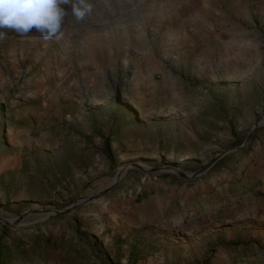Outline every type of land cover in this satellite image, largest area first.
I'll return each mask as SVG.
<instances>
[{"label": "rangeland", "instance_id": "obj_1", "mask_svg": "<svg viewBox=\"0 0 264 264\" xmlns=\"http://www.w3.org/2000/svg\"><path fill=\"white\" fill-rule=\"evenodd\" d=\"M89 3L0 40L3 264H264V0Z\"/></svg>", "mask_w": 264, "mask_h": 264}, {"label": "clouds", "instance_id": "obj_2", "mask_svg": "<svg viewBox=\"0 0 264 264\" xmlns=\"http://www.w3.org/2000/svg\"><path fill=\"white\" fill-rule=\"evenodd\" d=\"M69 8L76 21L92 11L89 0H0V40L7 31L22 37L35 31L43 41L59 39Z\"/></svg>", "mask_w": 264, "mask_h": 264}, {"label": "water", "instance_id": "obj_3", "mask_svg": "<svg viewBox=\"0 0 264 264\" xmlns=\"http://www.w3.org/2000/svg\"><path fill=\"white\" fill-rule=\"evenodd\" d=\"M258 124V121L255 122L253 125H252V129H254V127ZM228 150H225L223 152H221L219 155L227 152ZM130 166H133V167H136V168H140V169H147V166L144 165V164H139V163H134V162H131V163H128V164H122L121 167H120V173H117L113 179L111 180V184L114 183L118 178L119 176L121 175V172L126 169L127 167H130ZM149 169H157V167H152V168H149ZM110 185V184H109ZM91 197L90 196H84V197H80L76 200H74L72 203H70L69 205L63 207L62 209H52V208H43L41 210H37V211H41L43 212L45 215H48V214H53V213H58V214H64V213H67L71 210H73L74 208H76L78 205L80 204H83L85 202H87ZM32 211H35V210H28V211H24L23 213L19 214L17 216V218H20V217H23L29 213H31Z\"/></svg>", "mask_w": 264, "mask_h": 264}, {"label": "trees", "instance_id": "obj_4", "mask_svg": "<svg viewBox=\"0 0 264 264\" xmlns=\"http://www.w3.org/2000/svg\"><path fill=\"white\" fill-rule=\"evenodd\" d=\"M0 254H1V251H0ZM9 255H5L4 257L2 256V255H0V264H3L6 260H5V258L7 259V260H9L8 257Z\"/></svg>", "mask_w": 264, "mask_h": 264}, {"label": "bare ground", "instance_id": "obj_5", "mask_svg": "<svg viewBox=\"0 0 264 264\" xmlns=\"http://www.w3.org/2000/svg\"><path fill=\"white\" fill-rule=\"evenodd\" d=\"M120 173V172H119Z\"/></svg>", "mask_w": 264, "mask_h": 264}]
</instances>
